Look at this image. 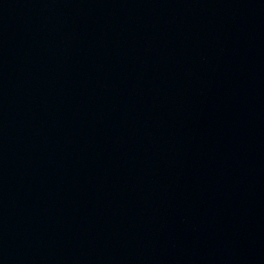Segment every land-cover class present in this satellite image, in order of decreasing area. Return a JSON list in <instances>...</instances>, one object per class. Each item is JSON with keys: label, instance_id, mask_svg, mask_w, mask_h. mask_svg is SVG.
<instances>
[{"label": "water", "instance_id": "water-1", "mask_svg": "<svg viewBox=\"0 0 264 264\" xmlns=\"http://www.w3.org/2000/svg\"><path fill=\"white\" fill-rule=\"evenodd\" d=\"M0 264H264V0H0Z\"/></svg>", "mask_w": 264, "mask_h": 264}]
</instances>
